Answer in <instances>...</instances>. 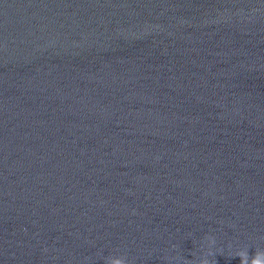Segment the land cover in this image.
Instances as JSON below:
<instances>
[{
    "label": "water",
    "instance_id": "water-1",
    "mask_svg": "<svg viewBox=\"0 0 264 264\" xmlns=\"http://www.w3.org/2000/svg\"><path fill=\"white\" fill-rule=\"evenodd\" d=\"M0 264H264V0H0Z\"/></svg>",
    "mask_w": 264,
    "mask_h": 264
}]
</instances>
